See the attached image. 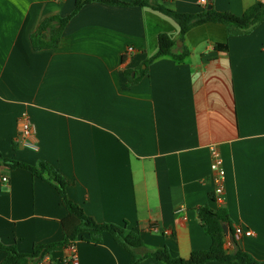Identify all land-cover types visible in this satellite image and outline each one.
<instances>
[{
    "label": "crops",
    "instance_id": "crops-1",
    "mask_svg": "<svg viewBox=\"0 0 264 264\" xmlns=\"http://www.w3.org/2000/svg\"><path fill=\"white\" fill-rule=\"evenodd\" d=\"M75 1L0 0L1 155L50 163L67 180L68 197L97 223L138 228L149 250L184 259L212 246L198 209H226L234 233L240 227L254 234L232 242L229 230L227 253L240 249L264 261V22L235 37L225 25L207 23L180 40L179 25L150 7L94 2L69 21L58 48L34 51L40 25L68 17ZM256 1L160 2L180 13L211 4L242 16ZM161 34L176 42V54L186 52L183 60L153 59ZM141 69L144 76L129 85L125 72ZM25 112L37 151L21 142ZM215 150L226 173L223 203L212 200ZM68 216L53 185L0 165L2 244L31 254L35 245L58 243ZM75 246L78 264L132 261L108 233L99 244L80 238ZM68 253L31 264H68ZM5 257L0 250V264Z\"/></svg>",
    "mask_w": 264,
    "mask_h": 264
},
{
    "label": "trees",
    "instance_id": "trees-1",
    "mask_svg": "<svg viewBox=\"0 0 264 264\" xmlns=\"http://www.w3.org/2000/svg\"><path fill=\"white\" fill-rule=\"evenodd\" d=\"M161 0H133L130 2L122 0H76L73 12L65 18L51 17L46 19L32 35L31 42L33 50L36 52L44 50H54L61 44L62 34L65 27L75 17L83 7L91 3H99L113 7H150L173 19L181 29L180 40L193 28L207 24L219 23L228 29L229 37L248 34L258 24L264 22V1L257 0L249 7L242 16H236L230 12H218L214 6L208 9L206 6L199 13H180L167 8L160 2ZM176 42L166 34L159 36V52L153 58L156 59L165 55L183 60L186 52L176 54L174 52ZM146 73L139 70L133 76L132 71H126L125 76L129 85L136 84ZM0 165L10 169H22L28 171L32 176L43 179L53 185L59 192L65 204L69 216L63 221L64 238L58 243L45 245H35L31 254L18 252L14 245H4L0 242V250L6 254L1 264H31L39 262L46 256L57 251L67 250L76 244L81 238L85 242L97 243L102 241L104 233L110 234L113 239L126 249L132 256L130 264H141L146 259H154L161 264H207L208 262H221L227 264H264V261L255 259L252 255L237 249L233 254L227 253V235L224 226H227L231 233L232 222L226 209L213 210L206 206L198 209V215L203 225L205 234L211 238L212 246L207 251L193 252L189 258L184 259L174 256L168 249L149 250L138 228L129 230L127 224L118 226L114 224H100L92 217L85 214L84 210L74 203L67 194V180L50 163L40 161L37 165H29L21 161L6 159L0 153ZM213 201L215 196L213 195ZM87 234L88 237H84Z\"/></svg>",
    "mask_w": 264,
    "mask_h": 264
},
{
    "label": "built area",
    "instance_id": "built-area-1",
    "mask_svg": "<svg viewBox=\"0 0 264 264\" xmlns=\"http://www.w3.org/2000/svg\"><path fill=\"white\" fill-rule=\"evenodd\" d=\"M199 4L201 5H206L208 3V0H198ZM128 53H133L134 49L133 48H128L127 50ZM19 129H20V136L22 137V144L24 147H27L29 149L38 150V146L35 142L32 141V137L35 133V128L32 123L31 117L28 113H23L21 117L19 118ZM212 170L214 171L215 177V200L218 203H223L224 196H225V186H224V181H225V170L223 167V160L221 158V155L215 150L213 152V163H212ZM3 181H7L6 178L3 179ZM254 234L252 231H245L240 227H237L235 229V239L240 240L242 237H252ZM68 256L65 258V262L68 264H78V256H77V251H76V246L73 245L68 248Z\"/></svg>",
    "mask_w": 264,
    "mask_h": 264
},
{
    "label": "water",
    "instance_id": "water-1",
    "mask_svg": "<svg viewBox=\"0 0 264 264\" xmlns=\"http://www.w3.org/2000/svg\"><path fill=\"white\" fill-rule=\"evenodd\" d=\"M211 7H212L211 4H209V5H208V9H211ZM179 44L181 45V42H178V45H179ZM223 228H224L225 234H226L227 236H229V229H228V227H227V226H224ZM234 240H235V237H234V236H230V241L233 242Z\"/></svg>",
    "mask_w": 264,
    "mask_h": 264
}]
</instances>
